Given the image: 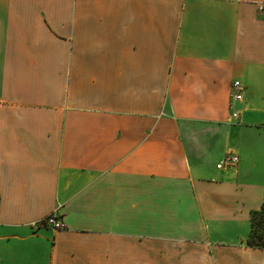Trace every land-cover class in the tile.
<instances>
[{
	"label": "crops",
	"instance_id": "obj_1",
	"mask_svg": "<svg viewBox=\"0 0 264 264\" xmlns=\"http://www.w3.org/2000/svg\"><path fill=\"white\" fill-rule=\"evenodd\" d=\"M260 7L0 0V264H264Z\"/></svg>",
	"mask_w": 264,
	"mask_h": 264
},
{
	"label": "built area",
	"instance_id": "obj_2",
	"mask_svg": "<svg viewBox=\"0 0 264 264\" xmlns=\"http://www.w3.org/2000/svg\"><path fill=\"white\" fill-rule=\"evenodd\" d=\"M260 10H264V7H260ZM244 86L240 81H235L232 86L231 93V102H230V110L231 117L233 119L239 118V111L236 109L235 105L238 102L243 100ZM239 161V158L235 155H228L223 161H221L218 165V168H222V166L231 167L235 165ZM32 229L38 231L42 228H51L55 231L62 230L65 228V224L59 219L57 213H54L47 217L44 221L33 223L31 225Z\"/></svg>",
	"mask_w": 264,
	"mask_h": 264
},
{
	"label": "trees",
	"instance_id": "obj_3",
	"mask_svg": "<svg viewBox=\"0 0 264 264\" xmlns=\"http://www.w3.org/2000/svg\"><path fill=\"white\" fill-rule=\"evenodd\" d=\"M251 234L247 245L251 248L264 249V204L251 214Z\"/></svg>",
	"mask_w": 264,
	"mask_h": 264
}]
</instances>
